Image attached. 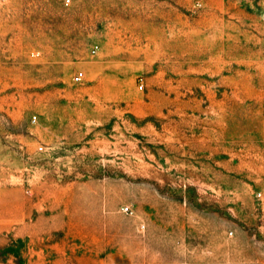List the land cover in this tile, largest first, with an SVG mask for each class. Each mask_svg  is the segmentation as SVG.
Returning a JSON list of instances; mask_svg holds the SVG:
<instances>
[{
	"label": "rangeland",
	"instance_id": "rangeland-1",
	"mask_svg": "<svg viewBox=\"0 0 264 264\" xmlns=\"http://www.w3.org/2000/svg\"><path fill=\"white\" fill-rule=\"evenodd\" d=\"M0 264H264V0H0Z\"/></svg>",
	"mask_w": 264,
	"mask_h": 264
},
{
	"label": "built area",
	"instance_id": "built-area-1",
	"mask_svg": "<svg viewBox=\"0 0 264 264\" xmlns=\"http://www.w3.org/2000/svg\"><path fill=\"white\" fill-rule=\"evenodd\" d=\"M93 51H95V48L93 49ZM83 78H84V73L82 71H80L73 76V81L76 83H79V82H82ZM126 209H128V208H126Z\"/></svg>",
	"mask_w": 264,
	"mask_h": 264
}]
</instances>
